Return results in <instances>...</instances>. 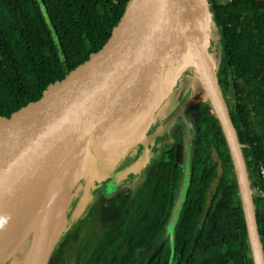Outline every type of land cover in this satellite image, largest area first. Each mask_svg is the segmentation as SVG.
I'll use <instances>...</instances> for the list:
<instances>
[{
  "label": "trees",
  "instance_id": "16d2710c",
  "mask_svg": "<svg viewBox=\"0 0 264 264\" xmlns=\"http://www.w3.org/2000/svg\"><path fill=\"white\" fill-rule=\"evenodd\" d=\"M126 2L0 0V110L38 91L50 74L100 42ZM209 4L219 29L217 80L242 145L264 250L256 180L264 166V0ZM204 94L190 142L187 187L181 186L180 140L163 149L141 197L132 185L101 192L88 207L89 222L76 225L73 237L63 240L69 246L48 264H254L231 152ZM162 107L156 116L163 118L169 111L160 114ZM219 161L222 174L214 189Z\"/></svg>",
  "mask_w": 264,
  "mask_h": 264
},
{
  "label": "water",
  "instance_id": "95a60500",
  "mask_svg": "<svg viewBox=\"0 0 264 264\" xmlns=\"http://www.w3.org/2000/svg\"><path fill=\"white\" fill-rule=\"evenodd\" d=\"M211 21L209 0H127L100 42L60 72L50 74L38 91L0 110V259L12 247L17 249L28 233L37 231L55 198L71 182L76 188L88 166L95 169L106 192L115 191L112 185L129 177L135 182L183 111H176L148 135L150 119L162 104L161 110L167 108V100L189 71L201 83L223 129L254 264H264L242 145L209 50ZM183 129L185 189L190 180V137L188 127ZM139 143L144 151L138 165L113 175L128 150ZM218 166L214 189L222 174L220 161ZM33 210L35 226L12 245L2 246L9 230ZM67 227L68 222L61 233ZM60 235L50 248L40 238L36 264H48Z\"/></svg>",
  "mask_w": 264,
  "mask_h": 264
},
{
  "label": "rangeland",
  "instance_id": "374dc122",
  "mask_svg": "<svg viewBox=\"0 0 264 264\" xmlns=\"http://www.w3.org/2000/svg\"><path fill=\"white\" fill-rule=\"evenodd\" d=\"M44 14H45L46 20H48L45 12ZM49 25L51 26V24ZM209 28H210L209 37H210L211 55L215 63L218 65L219 60H220V55H221L220 43L218 41V35H219L218 25L214 21L213 22L211 21ZM52 31H53V34L55 35L53 28H52ZM194 79H195V92L193 93L194 97H192L193 95L191 97H189L188 95L185 98L182 97V95L178 97L179 102H180V103L178 102L179 104H184V105L188 104V107H189L188 112L185 113L187 120L185 119L181 122L183 123V125L185 124L186 121L188 122V124H185V125L188 127V136L190 137V142H191V137L194 131L193 122L196 120V116H197L196 113H197L198 105H200L201 102L204 101V98H205L204 89L201 83L199 82L198 78L195 77ZM184 80H185L184 83L188 81L187 79H184ZM182 115H184V111L182 112ZM132 149H133V146L128 150L124 158H127L129 151H131ZM142 155L143 154H141V156ZM141 156H140V159L136 160L132 165H126L127 162H125L126 167L119 169L122 165L120 164L122 161L121 160L119 162L120 165L119 164H118L119 166L117 165V171L115 170L113 171V175H119L120 172H122L124 169L129 168L133 165H138V163L141 161ZM132 181H134V177H129L123 180L122 182L114 183L112 186L114 187V189L116 188L118 189L121 185L125 183H130ZM76 184H77L76 190L80 193L81 201L78 204V206L73 211H71L70 218H69L70 220H68V227L63 233H61L59 239L57 240V243L51 253L52 256L55 255L56 253L59 254L60 251L63 249V246L67 244L68 240L63 241L64 239L73 237V233H74L76 225L81 224L84 226L86 224V220L88 221V217H87L88 207L93 203V201L96 200L97 195L101 191L106 192V189H107L106 186L104 187L99 183L95 169H91L90 166H88L82 172ZM147 186H148L147 182L143 180L141 181V183H137L134 185V188L136 189L137 193L140 194L139 197H141L144 194L145 190L147 189ZM35 231L36 230L34 229L30 233H28L23 238L24 242L17 249L14 246L9 251H7L0 259V264H25L26 259L29 257L30 250L32 248L31 246L34 241V237L36 235ZM68 246L69 245L67 244L66 247Z\"/></svg>",
  "mask_w": 264,
  "mask_h": 264
},
{
  "label": "flooded vegetation",
  "instance_id": "af4514ba",
  "mask_svg": "<svg viewBox=\"0 0 264 264\" xmlns=\"http://www.w3.org/2000/svg\"><path fill=\"white\" fill-rule=\"evenodd\" d=\"M195 77H196V75L193 72H189L188 71L186 74H184L181 77L180 81L178 82V85L175 88V90L173 91L172 95L168 99L170 104L167 106L165 112H168V111L169 112L165 113L163 118L161 116H154L153 118L150 119V124L148 126V131H147L148 135L151 134L153 132V130L158 128L164 122L165 119L170 117L172 114H174L180 108H181V111H184V115H181L180 119L173 124V126L171 127L169 132L165 136H163V138L161 139L160 143L156 147V150L153 153L152 158L150 159V161L148 163H146L144 165L141 173H139V175H138L137 181H135V182L141 183L142 180L146 181V182L147 181L149 182L150 179H151L150 174H151L152 170L154 171V169H155V167L157 165V159L161 156V153H162L163 149L165 147H167V146L171 147L175 143H179L180 140L183 142L182 143V145H183L182 149H183V156H184V159H185V156H186L185 150H184L185 130L183 128H184L185 124H188V122L186 121L185 124L183 125V123L181 121L186 119L185 113L188 112V108L189 107H188V104L187 105L179 104L180 102H179V98L178 97L180 95H182V97H184V98L186 96H188V95H189V97H191L192 95H193L192 97H194L193 93L195 92V79H194ZM184 79H187L188 81H186V83H184L185 82ZM162 112H163V110L160 109L159 113L161 114ZM197 112H199V105H198ZM197 116H196V120H197ZM196 120L193 122L195 125H196ZM194 124H193V129H194ZM143 151H144L143 143H139L138 145L133 147V149L131 151H129V153L127 155V158H124L121 161L120 164H122V165H121V167L119 169H122V168L126 167V165H132L136 160L140 159V156H141V154H143ZM125 162H127L126 165H125ZM183 169H184V175H183L182 180H181V186L182 187H183V183H184V176L186 174L185 161L183 163ZM135 182L125 183V184L121 185L117 190L113 191V193L114 192L115 193L118 192V190L121 189V188L124 189L128 185L134 186L135 184H137ZM101 192L103 193L105 191H101ZM99 194L97 195V197L99 196ZM179 203H180V201H179ZM177 205H178V202L176 203V206Z\"/></svg>",
  "mask_w": 264,
  "mask_h": 264
},
{
  "label": "bare ground",
  "instance_id": "6f19581e",
  "mask_svg": "<svg viewBox=\"0 0 264 264\" xmlns=\"http://www.w3.org/2000/svg\"><path fill=\"white\" fill-rule=\"evenodd\" d=\"M71 180V179H70ZM55 205L50 211L41 216V225L38 226L34 241L32 243L31 252L26 259L25 264H36L39 255V240L44 239L46 248L53 246L58 235L61 234L64 226L70 218L73 211L80 203V193L76 190L75 184L72 182L66 185L59 196L55 198ZM36 219V210L29 212L6 234L3 244L12 245L22 234L33 225ZM35 226V224H34ZM32 226V227H34ZM31 227V228H32ZM30 228V229H31ZM29 229V230H30Z\"/></svg>",
  "mask_w": 264,
  "mask_h": 264
},
{
  "label": "built area",
  "instance_id": "2783aa9c",
  "mask_svg": "<svg viewBox=\"0 0 264 264\" xmlns=\"http://www.w3.org/2000/svg\"><path fill=\"white\" fill-rule=\"evenodd\" d=\"M257 182L259 183V197L261 199V204L264 207V166H261L260 172L256 177Z\"/></svg>",
  "mask_w": 264,
  "mask_h": 264
}]
</instances>
